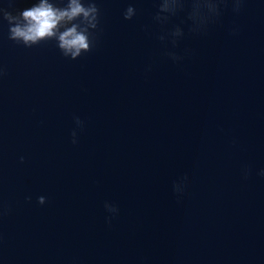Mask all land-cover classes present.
Here are the masks:
<instances>
[{
  "label": "water",
  "instance_id": "1",
  "mask_svg": "<svg viewBox=\"0 0 264 264\" xmlns=\"http://www.w3.org/2000/svg\"><path fill=\"white\" fill-rule=\"evenodd\" d=\"M125 2L101 0L76 60L0 27V264H264V4L224 7L173 63L153 0L130 21Z\"/></svg>",
  "mask_w": 264,
  "mask_h": 264
},
{
  "label": "clouds",
  "instance_id": "2",
  "mask_svg": "<svg viewBox=\"0 0 264 264\" xmlns=\"http://www.w3.org/2000/svg\"><path fill=\"white\" fill-rule=\"evenodd\" d=\"M25 6L18 7L20 0H0V27L7 25V39L24 48H32L42 43L52 42L60 55L68 60H76L96 46L97 33L101 24V0H24ZM264 4V0H259ZM246 0H153L155 11L151 22L161 31L155 38L164 46V55L173 63L183 59L174 51L186 32L202 34L216 21L224 7L230 6L233 14H239ZM138 14L136 0H126L121 12L124 21H130ZM176 19L177 23H172ZM147 30V26H145ZM236 28L231 29L235 34ZM185 54L187 52L185 51ZM2 74V69H0ZM83 121L73 116L74 127L70 132L71 143H77V130ZM21 163L24 157L20 156ZM246 179L250 169L241 170ZM256 175L264 177V168L256 170ZM187 177L174 181L172 191L183 194ZM30 200V197H25ZM39 205L45 203L44 196H38ZM106 223L118 213L114 203L105 201L103 205Z\"/></svg>",
  "mask_w": 264,
  "mask_h": 264
}]
</instances>
